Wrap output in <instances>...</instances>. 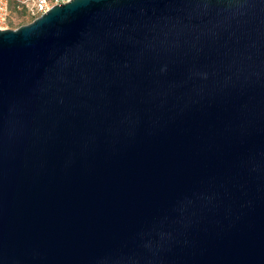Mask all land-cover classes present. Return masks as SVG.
<instances>
[{"label": "water", "instance_id": "obj_1", "mask_svg": "<svg viewBox=\"0 0 264 264\" xmlns=\"http://www.w3.org/2000/svg\"><path fill=\"white\" fill-rule=\"evenodd\" d=\"M0 264H264V0L0 29Z\"/></svg>", "mask_w": 264, "mask_h": 264}, {"label": "rangeland", "instance_id": "obj_2", "mask_svg": "<svg viewBox=\"0 0 264 264\" xmlns=\"http://www.w3.org/2000/svg\"><path fill=\"white\" fill-rule=\"evenodd\" d=\"M56 0H46L50 6ZM64 1V0H57ZM5 3V15L0 18V29L15 28L21 24L31 21L35 16L32 15L34 0H1Z\"/></svg>", "mask_w": 264, "mask_h": 264}, {"label": "built area", "instance_id": "obj_3", "mask_svg": "<svg viewBox=\"0 0 264 264\" xmlns=\"http://www.w3.org/2000/svg\"><path fill=\"white\" fill-rule=\"evenodd\" d=\"M60 2H63V1L56 0L54 4L60 3ZM48 7L49 6L47 5L46 0H34L33 11L31 13L32 15L36 17L42 12H44ZM5 10H6L5 3L1 2L0 0V18H3V16L5 15Z\"/></svg>", "mask_w": 264, "mask_h": 264}]
</instances>
